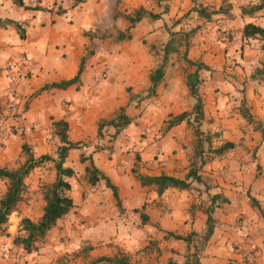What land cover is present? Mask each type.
Here are the masks:
<instances>
[{
  "label": "crops",
  "instance_id": "crops-1",
  "mask_svg": "<svg viewBox=\"0 0 264 264\" xmlns=\"http://www.w3.org/2000/svg\"><path fill=\"white\" fill-rule=\"evenodd\" d=\"M22 1L30 6L35 4L42 6L44 10L23 9L12 3L11 0H0L1 18L15 20L6 15L8 11L15 10V6L20 8L21 11L31 12H27L15 20L18 22L25 21L29 27L24 32L25 38L19 39L16 43L14 42L18 45L17 49L5 39V35H7L5 30L8 28L0 26V68L4 67L6 56L13 58L17 53H24L30 59V62L36 63L37 66L33 69L34 72L29 79L28 86L20 85V93L23 95H30L45 83L72 77L77 70L80 58L85 54L86 46L91 41L94 44L92 53L85 61L78 85L72 84L65 89L52 88L48 91H42L31 99L23 112L22 117L24 120L33 121L36 125V129L32 130L33 132L30 134L28 133L24 143L27 145L30 143L36 144L35 148L42 151L46 147L43 140L47 137V132L44 128L46 125L51 127L53 121L63 119L67 122L69 140L79 142L92 140L97 143V141H102V138L105 137L96 138V128L99 119L111 117L120 107H124L127 116L130 118L134 117L131 105L134 104L133 98L128 102L126 88L130 89L132 95L142 90L147 92L149 86L148 74L155 67L151 68L152 66H148L150 64L148 60L150 59L149 61L151 62L152 57L149 56L147 51L149 48L154 47L157 39L162 38L161 41L163 43L166 41L164 39L166 37L165 30L160 27H162L164 20L176 13V10L172 7L168 9L166 4L172 6L177 3L179 6H184L191 0H82L76 4H73V0H65V3H63L64 0ZM225 3H227L225 10L228 14L224 15L221 13V16H225L224 19H221V22L229 26L241 25L242 27L246 23H252L264 28V6L253 13L243 14L240 8L255 4L254 0H225ZM115 7L125 13L142 7L147 11L159 14L153 20L143 17L130 27L128 31L129 38L126 40L134 42V51H132L129 58H126L127 56L117 58L112 54V51L111 54L105 55L106 53L104 54V51H102L103 47L108 48L109 44L111 46V44L117 43L113 41V35L116 30L123 31L129 25L120 16L112 18V12ZM217 7V9L220 8L219 6ZM191 11L193 10L191 9ZM145 24L148 25L143 27L142 25ZM241 29L238 32L239 36H241ZM179 30L169 28L167 33ZM106 31L109 33V38L101 39L97 37L99 32ZM83 32L94 33L92 40L90 41L89 36L84 35ZM141 38H145L148 41V49L140 46ZM192 41L194 44L189 49V55L206 66L197 70L199 79L206 72L204 69L219 76L221 74L227 76L228 74L230 76L234 74L232 70L224 67V61L227 56L217 52L211 57L208 53L203 52L205 46L201 40L198 41L194 37ZM233 57L236 58V55ZM187 58L191 60L189 56ZM104 64H107L108 69L105 76L101 77ZM167 66L166 64L162 80L155 87V94L147 97L159 99L158 106L154 107V111L157 112L155 113L161 118L162 123L169 114H177L183 110L190 109L192 106L187 104V108H179L180 102L177 98L181 89L185 91V94L187 93L184 85L186 73L183 77L179 71L171 75L168 73ZM252 80L254 81H247L248 83L243 85L245 87L248 86L250 89L254 88L262 94L253 96L252 93L249 94L248 89H245L246 92L243 98L247 107L250 104L249 101L254 100L257 111L253 110V113L262 116L264 111H261L259 107L262 104L264 105V80H261V78ZM240 83L242 81L237 82L234 79L231 82L222 80L217 85H208L209 88L207 89H202L199 85L198 91L203 104V119L205 120L209 116L214 118L222 116L229 100L227 92L234 91V86H240ZM4 99L5 70L0 69V106H2L1 103ZM127 104L128 106H126ZM248 110L249 112L251 111L249 108ZM250 114L252 115V112ZM253 118L255 119V117ZM226 122L227 120L223 119V123ZM181 124L183 122L176 126ZM171 129L160 136V144H162L163 148H166V151L153 154V156L151 154V157L146 161L141 156L142 161L136 163L132 160L131 163L115 166L113 159H108L105 154L108 151L107 149L93 151L89 149L90 146H82V151L86 150L85 155L90 153L94 165L117 187L120 210L114 205V201L109 203L112 207L110 214H112L111 219L108 221L103 213L104 205H99L98 196L91 195L90 198L88 197L85 203L87 202V205L93 210L91 213L88 212L80 216L83 219H87V222L83 223V227L85 226L83 230L85 231L83 233L79 231L81 238H78V240L81 241V244H88L89 247L83 250L82 253L73 255V258L69 256L70 259L67 260L66 264H105L102 261H96L97 258L112 257L119 254V252L127 256L130 264H162L167 259L182 262L183 258L180 259L178 254L171 253L173 249L178 252L183 250L182 241L165 236V232L169 231L174 234L185 235L182 232L183 223L180 225L179 220L184 221L189 216V212L183 208L188 206L186 203L187 190L167 188L162 194L157 195L152 186H141L131 173V169L136 167L140 173L149 176L158 175L159 173L179 178L184 176L189 168V162L184 156V152L171 153L173 149L178 148L175 142H170L173 136ZM105 131L108 134H112L113 128L109 126ZM119 134L121 133L116 134V137ZM182 168H184L183 171L179 172ZM198 173L200 174V172ZM99 181L103 180L100 179L96 183ZM143 188L149 189V192L146 193ZM169 191L180 192L183 195V199L176 202L174 198H168L166 193ZM220 192L217 187L212 188L211 194L218 193L226 198V202L216 203L211 212L214 221L211 243L218 236L220 239L214 245L222 241L221 245L213 248V250L221 251L223 248L227 251L223 244L227 238H232L230 233H233V235L245 233L242 237L237 236L238 240H241L242 245L245 247L252 245L253 241L251 238L254 237V234L257 237L260 233L262 234L261 229L264 227V220L261 215L257 210H251L249 207L248 210L242 209L239 211L241 212V222L239 221V224L232 227L234 225V216L229 211L230 204L234 201L233 196L239 194L227 191L231 195L229 196L226 191ZM228 202H230L229 205ZM72 203L73 207L77 205L75 201H72ZM176 205L182 207L180 211L175 209L174 206ZM223 209L225 210L224 214L221 212ZM140 214L145 216L144 222H141ZM195 217L202 218L203 215L200 211H195ZM94 219L101 221L98 226L99 230L97 229L99 235H94L89 230L92 229L90 228V226L92 227L91 224H96ZM60 221H62L61 218L47 231L44 242L41 243L43 246L38 251H35L33 255L30 254L29 258L32 260H29V264H52L65 251H70L73 250V247H77V245H71L63 249L61 244L52 238L54 229ZM194 224H188V228L191 226V229H194ZM105 232H108V234L104 235ZM247 232H250L249 235ZM176 246L180 247L181 250L175 248ZM20 249L22 250L21 247ZM134 260H139L140 262H135ZM18 264H22V262ZM200 264L204 263L200 262ZM205 264H214L213 259H210Z\"/></svg>",
  "mask_w": 264,
  "mask_h": 264
},
{
  "label": "rangeland",
  "instance_id": "rangeland-1",
  "mask_svg": "<svg viewBox=\"0 0 264 264\" xmlns=\"http://www.w3.org/2000/svg\"><path fill=\"white\" fill-rule=\"evenodd\" d=\"M254 1L257 3L259 0ZM63 3H65V0ZM195 4H200L204 7L210 14L209 20L198 17L194 11H191L190 8ZM226 4L225 0H191L184 6H179L177 3L172 6L166 4L168 9L172 7L176 10V13L164 20L162 27H160L165 30L166 37L164 39L166 40L169 37L167 33V29L169 28H174L175 30L180 29L182 32L195 28L193 35L189 38L188 45H186V50L185 45H180L178 53H171L169 55L167 67L168 73L171 75L179 71L183 77L185 73L193 72L194 65L186 64L182 56L185 54L186 57L189 56L194 62L197 61V59L189 55V49L194 44L192 40L195 37L198 41L201 40L203 42L205 46L203 49L204 53H208L213 57L217 52H221L224 56H227L224 61V67L234 72L231 76L230 74L228 76L225 74L219 76L213 72H207L208 70L204 69L206 72H204L200 79L199 74L196 73L202 89L209 88L208 85L211 84L217 85L222 80L229 82L233 79L237 82L242 81L240 86H234V91L227 92L229 100L222 116H218V118L209 116L201 123L200 129L204 132L201 138H204L208 134L209 142L207 143L202 140L203 152L200 154V159L199 157L192 156L193 139H191V128L183 123L171 129L173 136L170 142H175L176 147H178V150L173 149L171 153L174 154L177 151L184 152L187 161L192 160L193 166L197 168L202 177V182L193 183L191 189L186 191V203L188 206L183 208L189 212V216L184 221L179 220L180 225L183 223L184 228H180L183 234H189V242L186 243L180 240L184 245L183 250L178 252L176 249H173L171 253L178 254V258H183L182 261H184L189 253L195 251L199 264L200 262L205 264L210 259H213L214 264H225L226 262H230V264H264V227L261 229L262 234L260 233L258 237L254 234V237L251 238L253 244L248 247L243 246L242 241L237 238V236L242 237L245 233H236V231H234L236 235L230 233L232 238H227L223 244V247H226L227 251L223 248L221 251L213 250V248L219 247L222 243L220 241L214 245L216 241H219V236L212 243L211 238L213 235L206 241L202 240V234L205 231V215L203 212L208 205L212 188L217 187L221 191L220 193L222 191H232L239 194L233 196L234 201L232 204L228 202V205H231L229 211L234 216V225L232 227H235L236 224L241 222L240 210H248L249 207L251 210L256 211L249 204L247 193L258 201L264 213V138L260 139L259 132L247 124L239 112L240 99L245 96V89H248L249 94L252 93L253 96L255 94H262L254 88L250 89L248 86L245 87L243 84H247V81H254L250 77L253 73L256 75V78L261 77L256 70L261 68V64L264 63V42L257 38H242L239 36L238 32H240L241 25L229 26L221 22V19H224L225 16H221L222 14L220 12H216L218 10L217 6L225 9ZM27 12L31 13L30 11H21L20 8L15 6V10L8 11L5 14L16 20ZM20 23H22L24 32L25 30L27 31L29 28L27 23L25 21H21ZM146 25L148 24L142 26L145 27ZM6 27L8 29L5 30V34H7L5 35V39L10 42L11 46L17 49L18 45L15 43L19 40L18 34L12 26L7 25ZM104 34L109 33L106 31ZM161 40L162 38L157 39L154 48L148 49V41L145 38H141L140 46L148 49L147 52L152 57L151 62L149 61L150 59L148 60L150 63L148 66H152L151 68L159 63L161 54L159 50L163 44ZM133 43L129 40H124L113 43L111 46L109 44L108 48L103 47L102 51H104V54L106 53L105 55L113 52L112 54L117 58L121 56H127L126 58H129L132 51H134ZM235 55L236 58L233 57ZM36 66V63L30 62V59L24 53H17L13 58L6 56L4 67L0 68L5 70V99L1 103L2 106H0V131L5 132V136L0 138V167L15 168L22 163L25 155L21 151V144L25 142L28 133L30 134L33 132L32 130L36 129L33 121H25L22 117L24 110L34 96H26L20 93V85L28 86L29 79ZM107 69V64H104L101 77L105 76ZM209 71L211 70L209 69ZM145 93L146 90H142L132 95L134 104L131 105L134 117H131L132 122L119 132L121 134L113 137L111 134L103 131V136L105 137L102 138V141H97V143L92 140L81 141L79 147L68 151L64 165L71 167L74 175L68 179L70 190L67 193L77 205L75 207L72 206L61 217L62 221L54 229L52 238L58 241L63 249L71 245H77V247L75 246L73 250L65 251L64 254L58 257H63L68 260L70 259L69 256L73 258V255L82 253L83 250L88 249V244H81V241L78 240V238H81L79 231L82 233L85 231L83 230L85 227H83V223L87 222V219H83L80 216L88 212L91 213L93 210L87 205V202L85 203L88 197L97 195L99 205H104L103 213L107 218L106 220L109 221L111 219L112 213L110 214V212L112 207L109 205V203L113 202L111 191L105 187L103 181H99L94 187L85 181L83 166L87 162L80 163L78 161L79 156L85 155L86 153V150L82 151V146H90L89 149L93 151H97V147H106L108 151L105 154L108 159H113L115 166L122 165L123 163H131L132 160L135 163L141 162L142 159L146 161L151 157V154L153 156V154L166 151V148H163L162 144H160V136L163 134L161 131V118L154 111V107L158 106L159 99L144 98ZM177 98L180 102L179 108H187V104L191 106L194 102L193 98L187 93L185 94L183 89L178 92ZM249 103L248 108L251 110L252 116L264 123V114L258 116V114L255 115L253 113V110L257 111L254 100L249 101ZM259 109L264 111V105L262 104ZM223 119L227 120V122L223 123ZM44 130L47 132V137L43 140V143L46 145L45 149L40 151L35 148L36 144L33 145L30 143L28 144L29 150L34 157L41 154H48L55 157V150L59 145V141L54 134L52 126L46 125ZM224 141H232L235 145L232 149L221 155L213 154L211 149L217 147ZM89 155L91 156L90 153ZM179 164L181 165V163ZM183 169H180L179 172H182ZM53 179L54 168L52 161L43 162L40 166L33 168L25 177V190L22 195V200L17 203L15 210L8 216L6 224L0 229V264H18L19 262L29 264L32 260L29 258L30 254L33 255L35 251H38L43 246L41 243L44 241L37 244L36 250L26 252L25 254L23 249L21 250L19 246L12 243V238L15 235L23 234L18 227V222L21 217H28L32 220L39 217L43 205L41 196L42 186L51 183ZM5 185V180L0 179V196L5 189ZM143 190L146 193L149 192V189L143 188ZM166 194L168 198H174L176 202L183 199V195L178 191H169ZM228 194L231 196L230 193ZM174 207L179 211L182 208L180 205ZM195 211H200L203 217H195ZM221 212L224 214L225 210L223 209ZM94 222L96 224H91L92 227L90 226V228L92 229H89L91 230L90 233L99 235L97 231L99 230L98 226L101 221L94 219ZM193 223H195V228L191 229V226L188 228V224L191 225ZM249 233L247 232L248 235ZM107 234L108 232L104 233V235ZM175 248L181 250L178 246ZM245 257H249V260ZM134 261L140 262L139 260Z\"/></svg>",
  "mask_w": 264,
  "mask_h": 264
},
{
  "label": "trees",
  "instance_id": "trees-1",
  "mask_svg": "<svg viewBox=\"0 0 264 264\" xmlns=\"http://www.w3.org/2000/svg\"><path fill=\"white\" fill-rule=\"evenodd\" d=\"M16 6L23 9H33V10H44L42 6L37 4L30 6L24 4L22 0H11ZM82 0H73V4H76ZM264 6V0H259L257 3L242 6L240 8L241 13L250 14ZM195 11L198 17H202L205 20L210 19V14L204 9L202 5L195 4L191 8ZM60 12V10H58ZM216 12H220L227 15V11L220 7ZM215 12V13H216ZM158 13H152L145 10L142 7H138L131 12L125 13L118 8H114L112 12V18L117 16L122 17L126 20L129 25L125 30H116L113 35V41L119 42L129 38L130 27L138 22L143 17H148L153 20L158 17ZM7 25L12 26L19 39L24 38V28L22 23L9 19L0 17V26L6 27ZM195 28L189 29L188 31H170L168 39L160 47V60L156 66L150 70L148 74L149 86L147 88L144 98L150 97L155 94V87L162 80L164 74V68L169 59L171 53H178L180 45H188L189 37L193 35ZM99 33L98 38L108 37L109 34ZM84 35L89 36L90 41L94 33L83 32ZM242 38H257L264 42V28L259 25H254L252 23H246L241 29ZM154 47H151V49ZM93 50V42L91 41L85 50V54L80 58L77 70L75 74L68 78L62 79L56 82L45 83L40 86L37 90L32 92L30 96H36L42 91H48L49 89H65L72 84L78 85L80 83L81 73L84 69V64L86 59L90 56ZM183 61L188 65H194V71L191 73H186L184 77V85L186 87L187 94L193 98L194 102L189 110H183L177 114H169L168 117L163 121L161 131L162 133L167 132L172 127L184 123L191 128V135L193 139L192 145V156L199 157L203 152L202 140L209 142L208 134L204 138H201L204 133L200 129V125L203 122V104L202 98L198 91L199 79L197 77V70L205 68L206 66L201 62H194L186 57L185 54L182 56ZM259 75H261V80H264V64H261V68L256 70ZM251 79H255L256 75L251 74ZM128 95V102L132 100V94L129 88H126ZM239 112L242 119L252 128L259 132L260 138H264V123L259 120H255L250 114L248 107L246 106L244 98L240 99ZM131 118L125 114L124 107L118 108L114 114L109 118H101L97 122L96 137L101 138L103 136V131L107 127L113 128V137L116 136L120 131L125 129ZM52 127L54 134L56 135L59 145L56 147V156L52 157L48 154H41L34 157L32 152L26 143L21 144V151L24 153L25 157L17 167L6 168L0 167V179L5 180L6 185L3 193L0 196V229L6 224L8 216L11 212L15 210L18 202L22 200V195L25 190L24 179L28 173L35 167L40 166L45 161H52L54 168V179L49 184H44L41 189V196L43 200V205L41 209L40 216L32 220L28 217H21L18 222V227L22 231V235H15L12 238V243L16 246L21 247L25 252H31L37 249V244L44 240L47 231L53 227L56 221L61 218L67 211L73 206L72 199L68 195L70 190V183L68 179L74 175V171L71 167L64 165V160L67 156L69 150L77 148L81 145L79 141H71L68 139L67 135V122L63 119H59L52 122ZM232 141H224L217 147L211 149V152L216 155H221L222 153L232 149L234 147ZM97 149H107L106 147H97ZM80 163L87 162L83 167L85 181L89 185H94L98 180H103L105 187H107L112 194L114 205L120 210V201L118 196L117 187L109 180L104 173L99 170L93 163L91 156L80 155L78 158ZM192 160L189 161V168L182 178L175 177L173 175H168L165 173H159L158 175H145L138 171L136 167L131 169V173L134 178L138 181L141 186H152L157 195L162 194L167 188H175L177 190H190L193 183L202 182V177L198 173L196 167L193 166ZM200 163H202L200 161ZM247 198L249 204L255 208L261 217L264 219V214L262 208L258 204V201L247 193ZM208 205L204 209L205 214V231L202 234V240L206 241L210 238L213 231V218L211 212L213 211V206L216 203L226 202V198L219 195L218 193L211 194L209 196ZM136 211V210H135ZM141 222L145 221V216L140 214ZM189 235V234H188ZM187 234H174L172 232H165V236L172 237L173 239L182 240L186 243L189 242V236ZM96 261H102L105 264H130L128 258L124 254L113 255L112 257H99ZM67 260L63 257H58L52 264H66ZM162 264H199L198 257L195 251L189 253L185 260L182 262H176L173 259H167ZM225 264H230L227 262Z\"/></svg>",
  "mask_w": 264,
  "mask_h": 264
},
{
  "label": "built area",
  "instance_id": "built-area-1",
  "mask_svg": "<svg viewBox=\"0 0 264 264\" xmlns=\"http://www.w3.org/2000/svg\"><path fill=\"white\" fill-rule=\"evenodd\" d=\"M5 136V132L0 131V138H3ZM247 260H249V257H245Z\"/></svg>",
  "mask_w": 264,
  "mask_h": 264
}]
</instances>
